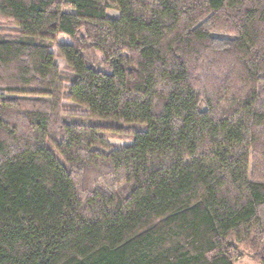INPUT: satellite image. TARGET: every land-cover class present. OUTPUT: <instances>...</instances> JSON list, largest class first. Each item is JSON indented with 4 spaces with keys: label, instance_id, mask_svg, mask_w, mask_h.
Instances as JSON below:
<instances>
[{
    "label": "trees",
    "instance_id": "trees-1",
    "mask_svg": "<svg viewBox=\"0 0 264 264\" xmlns=\"http://www.w3.org/2000/svg\"><path fill=\"white\" fill-rule=\"evenodd\" d=\"M241 249L264 264V0H0V264Z\"/></svg>",
    "mask_w": 264,
    "mask_h": 264
},
{
    "label": "rangeland",
    "instance_id": "rangeland-1",
    "mask_svg": "<svg viewBox=\"0 0 264 264\" xmlns=\"http://www.w3.org/2000/svg\"><path fill=\"white\" fill-rule=\"evenodd\" d=\"M109 15H115V13L114 12H109ZM61 41L62 42H66V40H64V38H61ZM57 63H58V65L60 67H62L64 65V62L59 60V59L57 60ZM107 141H108L109 144L115 145V146H122V145L127 144V142H128V141H124V140H121V139H108ZM241 251H242L243 257L236 264H260V263H257L255 261H253L251 259V257L249 256V254L245 250L241 249Z\"/></svg>",
    "mask_w": 264,
    "mask_h": 264
}]
</instances>
